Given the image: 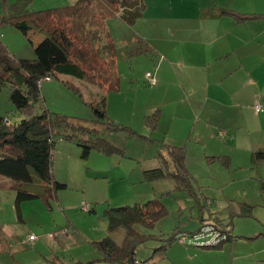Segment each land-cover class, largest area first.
Here are the masks:
<instances>
[{"label": "rangeland", "instance_id": "1", "mask_svg": "<svg viewBox=\"0 0 264 264\" xmlns=\"http://www.w3.org/2000/svg\"><path fill=\"white\" fill-rule=\"evenodd\" d=\"M75 1L0 0L1 42L16 56L33 58L34 52L28 37L8 22V18L16 16L18 7L22 8L25 16L36 11L62 9ZM17 2L23 3L13 8ZM107 20L120 21L119 17ZM146 49L140 44H123L118 47L116 63L121 90L111 93L117 98L114 100L116 104L112 102L109 107L103 97L108 118L114 124L132 127L138 134H130L126 129H111L103 124L95 126L90 102L95 100L98 103L101 99L90 97L88 90L85 91V88L73 82L76 80L70 81L66 76L57 75L40 84L41 99L33 106L35 113L47 110L73 117L75 125L82 124L93 133V128L98 127L99 136L123 149V152L105 154L92 149L87 158H82L81 147L75 140H61L70 145V148L60 150L68 158L60 165L62 171L68 170L64 173L69 181L63 176L66 187L57 192L56 199L51 201V209L39 198L22 201L20 216L15 207L16 192L12 188L2 187V184H9L10 180L0 175V225L7 231V242L0 246V264H48V259L54 256L65 263L74 258L82 261L98 258L101 255L92 241L109 234L105 210L142 204L149 199H158L167 213L151 228L139 224L134 226L137 232L146 234L145 240L136 249L137 259L147 260L152 255L153 247L159 243L158 234L195 231L201 218H210L217 224L228 226L234 241L232 244L226 242V246L221 249L212 247L206 250L198 247L201 253L209 252L197 255L199 261L205 259L206 264H215L226 260L225 257L230 259L231 249L243 253L257 250V262L264 264V183L260 181L264 179V164H252L246 151L248 131L254 140L260 138L262 129L255 118L244 110L243 118L247 128H236L229 132L225 137L227 146L221 150L232 156L229 168L217 162H204V153L219 152L218 149H211L205 144L200 155L189 147L186 163L193 177L189 188H178L170 177L146 179L144 171L159 165V139L162 138L157 130L151 133L150 139L147 138L149 132L141 117L156 97L153 86L147 84L143 77L147 70H154L158 60L154 52L151 54ZM92 53L89 52L90 55ZM75 61L78 62V59ZM85 83L93 84L88 81ZM10 89L7 83L0 91V118L8 119L9 123H17L24 117L10 101ZM101 91L106 96L107 90ZM132 105L135 106V117H132L130 110ZM210 122L215 137L219 139V130L225 132L226 128L235 126V123L227 120L221 125L214 123L212 118ZM61 141L56 140L53 147L54 172H59L55 146ZM83 202L88 204L86 209L82 207ZM90 204L94 208L92 211H88ZM243 207H249L250 213L241 214L240 209L243 211ZM124 234L125 229L122 227L110 232L116 243L122 242ZM30 235H34L35 239L29 240ZM175 243L179 242L175 240ZM98 264L110 263L101 260Z\"/></svg>", "mask_w": 264, "mask_h": 264}, {"label": "trees", "instance_id": "2", "mask_svg": "<svg viewBox=\"0 0 264 264\" xmlns=\"http://www.w3.org/2000/svg\"><path fill=\"white\" fill-rule=\"evenodd\" d=\"M22 3L17 2L13 8ZM16 10V16L8 18V22L21 29L28 37L34 57L16 56L0 39V91L7 83L10 85L9 99L15 110L23 113L24 117L17 123H9L8 119L0 118V175L10 180L9 184H2V187L12 188L16 192L15 207L20 216L22 201L39 198L50 206L51 201L56 199L57 192L66 187L65 183L56 180L52 168L56 140H75L81 147V157L87 158L92 149L105 154L123 152V149L99 136L98 127L102 124L111 129H126L130 134H138L132 127L114 124L108 118L103 98L98 103L90 102L95 116L93 122L98 126L93 128L96 134L82 124L75 125L73 117L50 113L47 110L35 113L33 106L41 99L42 82L39 84L37 81L45 75H50L51 79L57 75L71 76L98 85L101 89L118 90L121 83L116 63L118 44L108 30L107 19L119 17L125 24L132 25L143 16L144 5L140 0H76L71 6L62 9L27 13L25 16L28 18H25L22 8L18 7ZM222 12L230 14L236 22L259 17L258 14L239 13L230 9H223ZM61 19L64 21H60ZM33 33L40 36L39 41L33 42L30 39ZM90 51L93 52L92 55L89 54ZM149 53L153 54L151 51ZM74 58L78 59V62ZM149 71L154 76L153 71ZM145 81L149 84L146 78ZM158 119L159 109L144 116L143 121L150 134L154 131ZM83 132L87 135L84 136ZM150 134L146 136L149 139ZM160 146L159 165L145 170V178L157 180L170 177L178 188H189L193 177L186 167L185 148L167 144L163 140H160ZM206 160L218 161L226 168L230 164V157L227 155L207 156ZM251 160L253 164L264 161V149L253 151ZM243 209H240L241 214L250 213L249 207ZM92 210L94 208L90 204L88 211ZM166 213L164 205L158 199H149L133 206L108 208L104 216L109 234L92 241L101 256L73 264H98L101 260L110 264H149L164 258L169 245L177 241L181 232L158 234L159 243L153 247L152 255L147 260H139L136 258V249L145 240L146 234L137 232L134 226L139 224L151 228ZM207 222L215 225L224 238L214 246L200 248L218 247L234 238L227 226L205 218H201L198 228L190 233L199 231ZM121 227L125 229V234L122 242L116 243L110 232ZM6 242V234L0 225V246ZM48 264L65 263L50 259Z\"/></svg>", "mask_w": 264, "mask_h": 264}, {"label": "crops", "instance_id": "3", "mask_svg": "<svg viewBox=\"0 0 264 264\" xmlns=\"http://www.w3.org/2000/svg\"><path fill=\"white\" fill-rule=\"evenodd\" d=\"M140 1L144 5L140 19L132 25H127L120 19L119 22L107 20L110 22L107 27L118 47L123 44H140L141 47L147 48V51L154 52L157 57V65L154 70L150 69L156 78V84L152 87L156 97L145 108L141 117L144 119L151 109H159V119L154 129L162 135L159 140L184 147L186 156L189 147L202 155V147L206 144L219 152L204 153L205 163H219L206 160L207 156L219 155L229 156L231 163V154L221 151L227 146L225 137L236 128H247L243 111H248L262 129L260 138L254 140L248 131L249 142L246 151L253 164L251 153L264 149V0ZM223 9L258 14L259 17L236 22L230 14L223 13ZM30 39L37 42L40 36L33 33ZM66 78L70 81L76 80L73 82L85 88V91L88 90L90 97H105L107 107L110 103H115L117 98L111 93L121 90V87L118 90H107L105 96L98 85H87L71 76ZM256 103L261 104L262 111L254 110ZM130 110L132 117H135V106L132 105ZM106 113L108 114V109ZM211 118L219 125L227 120L229 123H235V126L226 128L225 132L219 130V139L211 128ZM144 126L150 134L145 123ZM67 147L70 148V145L63 141L56 143L55 158L59 160V172L53 170L56 180L65 184L63 176L69 181L64 173L68 170L62 171L60 165L68 158H65L60 150ZM260 163L264 164V161L256 164ZM260 181L264 183V179ZM51 206L48 208L51 209ZM205 220L211 221L210 218ZM3 230L7 234L4 226ZM190 232L192 231L181 233ZM232 241L234 239L229 243ZM225 244L217 248L221 249ZM194 248L172 242L164 258L152 264H206V260L199 261L197 255L209 252L201 253L198 247ZM258 253L257 250L243 253L231 249L230 259L225 257L226 260L215 264H258ZM50 259L65 263L56 256ZM77 261L88 260L74 258L65 264Z\"/></svg>", "mask_w": 264, "mask_h": 264}, {"label": "built area", "instance_id": "4", "mask_svg": "<svg viewBox=\"0 0 264 264\" xmlns=\"http://www.w3.org/2000/svg\"><path fill=\"white\" fill-rule=\"evenodd\" d=\"M145 78L147 79L148 83L150 85H154L156 83V79L153 76V74L149 71L146 72ZM51 80L50 75H45L42 78H40L37 82L40 84L43 81H49ZM254 110L256 112H259L262 110V106L260 103H256L254 105ZM88 206L87 203L83 202L82 207L86 209ZM216 226L213 224H206L202 228L199 229V231H196L194 233H180L177 236V241L179 243H185L187 245L200 247V246H214L220 242L221 239L224 238L223 233H221L219 230L215 228ZM35 239L34 235L29 236V240Z\"/></svg>", "mask_w": 264, "mask_h": 264}]
</instances>
